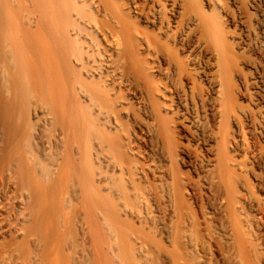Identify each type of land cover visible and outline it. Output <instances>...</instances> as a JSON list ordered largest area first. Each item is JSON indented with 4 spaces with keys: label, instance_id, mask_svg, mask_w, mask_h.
<instances>
[{
    "label": "bare ground",
    "instance_id": "obj_1",
    "mask_svg": "<svg viewBox=\"0 0 264 264\" xmlns=\"http://www.w3.org/2000/svg\"><path fill=\"white\" fill-rule=\"evenodd\" d=\"M0 264H264V0H0Z\"/></svg>",
    "mask_w": 264,
    "mask_h": 264
},
{
    "label": "rangeland",
    "instance_id": "obj_2",
    "mask_svg": "<svg viewBox=\"0 0 264 264\" xmlns=\"http://www.w3.org/2000/svg\"><path fill=\"white\" fill-rule=\"evenodd\" d=\"M33 124V123H32ZM32 126H34V124L32 125ZM34 128V127H33Z\"/></svg>",
    "mask_w": 264,
    "mask_h": 264
}]
</instances>
